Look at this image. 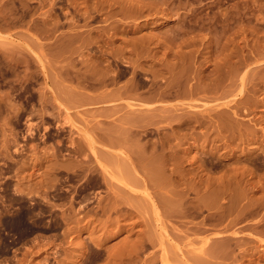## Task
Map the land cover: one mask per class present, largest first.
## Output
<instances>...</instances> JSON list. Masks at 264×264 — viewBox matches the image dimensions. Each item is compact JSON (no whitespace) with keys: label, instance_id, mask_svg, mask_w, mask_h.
Here are the masks:
<instances>
[{"label":"rangeland","instance_id":"obj_1","mask_svg":"<svg viewBox=\"0 0 264 264\" xmlns=\"http://www.w3.org/2000/svg\"><path fill=\"white\" fill-rule=\"evenodd\" d=\"M0 264H264V0H0Z\"/></svg>","mask_w":264,"mask_h":264},{"label":"bare ground","instance_id":"obj_2","mask_svg":"<svg viewBox=\"0 0 264 264\" xmlns=\"http://www.w3.org/2000/svg\"><path fill=\"white\" fill-rule=\"evenodd\" d=\"M138 163H139V162H138ZM147 167H148V166H147ZM161 173H162V172H161ZM161 177H162V176H161ZM166 181H167V180H166ZM151 185H152V184H151ZM167 203H168V202H167ZM162 205H163V204H162ZM172 205H173V204H172ZM166 210H167V209H166ZM166 210H165V211H166ZM177 216H178V215H177ZM149 237H150V236H149ZM146 241H147V240H146Z\"/></svg>","mask_w":264,"mask_h":264}]
</instances>
